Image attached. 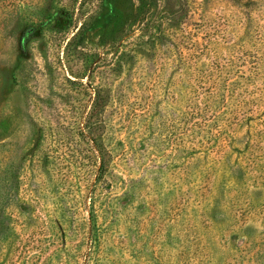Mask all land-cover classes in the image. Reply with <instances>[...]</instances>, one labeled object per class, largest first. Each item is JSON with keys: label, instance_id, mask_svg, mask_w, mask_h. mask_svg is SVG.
I'll list each match as a JSON object with an SVG mask.
<instances>
[{"label": "rangeland", "instance_id": "obj_1", "mask_svg": "<svg viewBox=\"0 0 264 264\" xmlns=\"http://www.w3.org/2000/svg\"><path fill=\"white\" fill-rule=\"evenodd\" d=\"M138 3L0 0V264H264V0Z\"/></svg>", "mask_w": 264, "mask_h": 264}, {"label": "trees", "instance_id": "obj_2", "mask_svg": "<svg viewBox=\"0 0 264 264\" xmlns=\"http://www.w3.org/2000/svg\"><path fill=\"white\" fill-rule=\"evenodd\" d=\"M106 1L113 6V15L112 17L104 23L100 24L96 28L99 32V44L104 45L105 43H109L110 45H114V41L117 39L121 40L125 38L128 33L126 32L122 20L121 8L125 5L128 0H102ZM137 9L135 10V17H137V21H141L142 23L146 21V28L153 27L151 23H149L150 19L154 16V11L156 9L157 0H138ZM97 20H99L97 18ZM151 24V25H150Z\"/></svg>", "mask_w": 264, "mask_h": 264}]
</instances>
